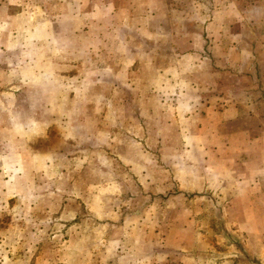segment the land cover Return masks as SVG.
I'll return each mask as SVG.
<instances>
[{
	"label": "rangeland",
	"instance_id": "rangeland-1",
	"mask_svg": "<svg viewBox=\"0 0 264 264\" xmlns=\"http://www.w3.org/2000/svg\"><path fill=\"white\" fill-rule=\"evenodd\" d=\"M61 1L3 0L21 16L0 25V264H264V97L258 115L250 110L239 125L253 130L247 138L203 126V111L183 123L191 110L172 100L189 88L180 76L204 88L211 75L202 55L179 65L182 58L157 52L156 28H172L155 19L162 1L181 29L198 32L200 23L182 24L185 12L196 2L203 15L210 0H148V38L133 36L137 52L122 77L97 63L77 67L82 56L106 63L90 49L100 39L85 40L78 21L60 36L32 6L47 2L58 16ZM128 25L140 34L139 21ZM176 40L183 50L204 45ZM256 40L260 53L244 51L236 67L243 76L226 83L264 95V36ZM172 61L176 68L159 67Z\"/></svg>",
	"mask_w": 264,
	"mask_h": 264
},
{
	"label": "crops",
	"instance_id": "crops-1",
	"mask_svg": "<svg viewBox=\"0 0 264 264\" xmlns=\"http://www.w3.org/2000/svg\"><path fill=\"white\" fill-rule=\"evenodd\" d=\"M162 2L163 6L157 7L158 13L154 15L155 19L157 21H170L172 28L166 32L161 31L159 27L156 28L154 35L157 38V52L163 53L167 50L176 56V60L182 58L179 65L188 57L202 55L201 59L204 58L203 63L211 75V78L208 79V85H205L204 88L202 84H198L197 78L191 79L190 76H180V78L184 79L185 84L188 83L189 88L186 91L182 90L179 93H174L175 97L172 100H175L177 97L178 102L184 101L187 108L191 110L190 114H186L185 116L190 118V120L183 123L189 124L192 121H197L199 113L203 111L201 115L203 119L200 122L203 126L211 124L214 130H219L220 126H226L225 131L228 135L234 134L232 136L236 137L237 134H243L245 135L244 138L249 137V134L254 133L253 130L243 129L242 126L239 128V125L250 110L254 111L253 114L255 116L258 115V109L255 107L257 105L255 104L259 102V99H263L264 95L261 94L260 89L253 85L252 87H245L243 84H230L229 87L226 83V77L240 78L243 76V72L236 70V67L241 65V63H237L241 61L244 51L253 54L260 53L259 41L256 38L264 36V5H261L264 2L262 3L261 0H257L253 1L251 5H248L244 1L238 0H210L206 3L205 13L203 15L201 11H196L197 4L194 2L192 4V10L190 8L185 12L186 19H184L185 21L182 24L200 23V27H203L202 31L199 30L198 32L191 29H181L180 27L182 25L177 22L180 18L177 16L175 9L170 8L169 4L164 1ZM57 5L61 10L57 13L58 16H54V13L50 10L52 5L49 3L32 4L34 9L36 8L44 12V16L46 17L44 20L47 22V27L51 25L61 27V30H59L60 36L65 34L62 28L70 21L81 22L83 27L82 34L88 36L85 40L93 39V42H95L96 39H100L97 45L94 44L95 48H90L92 49L91 52L93 54H100L101 57L103 56L102 63L106 62L103 65L101 63L99 64L101 62L100 60L90 61L85 56H82L81 60L76 61L77 65L67 62L68 67L76 65L80 69L86 70L89 66H92V63L93 65L97 63L98 65L95 68L108 67L109 69H113L114 73H119L118 77L129 73L132 64L128 63L127 60L128 58H132L134 52H137V48H134L136 42L133 36L140 37L141 41L144 36L148 38V29H146V33L145 31L143 32L142 23L143 21L148 22L149 19H153L150 18L148 0H139L137 4H126L124 7H120L118 0H64L58 2ZM74 5L76 12L70 11V6ZM133 5H137L139 8V13L135 15L136 17H133ZM38 15L40 14L38 13ZM20 16L19 12L7 13L3 0H0V25L4 21L8 22L6 19L14 21ZM134 19L135 21H139L141 25L139 35L132 33L133 30L128 25ZM202 23L203 25H201ZM262 24L263 27L261 28ZM1 36L4 37L5 33L0 28ZM52 36H55L54 32ZM181 36L196 39L198 37L204 42V45L201 50L193 47L183 50L181 44H176L178 42L176 38ZM102 38L104 39L102 40ZM0 40L2 43L3 39ZM106 41H108V45H106ZM85 42L83 41L84 44ZM83 51L86 52V49ZM139 51L140 54L143 53L142 48ZM147 51L148 49H144L145 54H147ZM218 52L224 54V57L228 59L231 66L226 65V62L224 63L222 56L216 55ZM118 54L120 58H126L122 64L116 62L115 56ZM174 62L176 61L166 64L167 66L159 67L163 69L176 68L177 66ZM179 67L184 68V66ZM220 75L221 79L218 80V76ZM95 78H99V76ZM87 83H92V81L88 80ZM200 90L205 91L207 96L203 97L205 94L202 95L199 93ZM180 125L184 124L180 122ZM191 131L194 130L192 129ZM248 166H254L250 171L253 175L256 171H260L253 163L248 164ZM237 176L238 178H245L244 174Z\"/></svg>",
	"mask_w": 264,
	"mask_h": 264
}]
</instances>
